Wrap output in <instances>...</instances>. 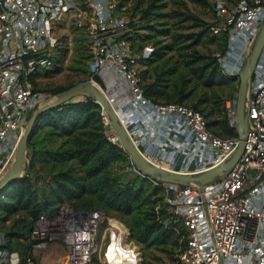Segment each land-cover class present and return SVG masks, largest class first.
Wrapping results in <instances>:
<instances>
[{
	"label": "built area",
	"instance_id": "obj_1",
	"mask_svg": "<svg viewBox=\"0 0 264 264\" xmlns=\"http://www.w3.org/2000/svg\"><path fill=\"white\" fill-rule=\"evenodd\" d=\"M124 8L118 0H0V175L13 163L31 113L54 97L35 88L32 78L57 50L60 23L71 20L84 29L91 47V79L102 86L146 157L165 168L201 172L233 153L238 133H219L204 112L189 103L158 101L146 93L140 64L155 46L135 41L138 26ZM218 11L228 38L220 57L222 70L239 78L264 17V0H239L232 7L222 2ZM256 64L244 150L228 172L207 184L188 186L148 175L162 186L165 224L186 236L179 253L181 264H264V47ZM236 99L237 94L229 96L223 104L234 128ZM103 120L108 137L117 141L105 111ZM103 214L100 209L76 210L63 202L54 216L38 217L31 237L41 240L36 246L46 245V238H63L72 263L95 264V235L99 222L107 217ZM116 221L122 231H112L111 245L118 247L127 227ZM91 239L97 241L95 246ZM6 241L0 231V264H14L13 253L18 264H36L33 257L11 251Z\"/></svg>",
	"mask_w": 264,
	"mask_h": 264
},
{
	"label": "rangeland",
	"instance_id": "obj_2",
	"mask_svg": "<svg viewBox=\"0 0 264 264\" xmlns=\"http://www.w3.org/2000/svg\"><path fill=\"white\" fill-rule=\"evenodd\" d=\"M118 1L125 7L124 14L138 26L135 41H147L155 46L156 52L153 57L146 63L142 61L140 67L145 71L146 82L153 83V88L161 92L165 90L162 96L155 94L157 98L170 99L169 94H172L173 90L176 96L182 92L185 95L183 101L191 105L197 104L198 108L204 109L205 112L214 111L213 116L217 119L213 124L214 128L219 129V132L223 131L221 133L224 135L229 134V131L225 132L222 128V122L219 120L223 118L220 103L223 99L237 94L239 79L226 78L216 65V58L223 55L221 53L226 34V26L218 11V4L224 2L232 7L239 0ZM58 35L60 44L56 47L57 50L50 56L47 64L37 69V73L32 78L35 88L48 91L52 96L57 95L63 88L92 77L90 68L92 51L86 42L84 29L76 26L74 20L63 21L59 25ZM87 98L89 96L79 94L68 102H79ZM175 98L177 97L174 96L173 99ZM98 110H100L101 119L97 121L94 119L86 124L80 119L77 122L78 128L71 134V145L63 144L60 149L71 146V152L78 153L79 157L91 152L98 160L103 161L107 158V162H102L100 176H105L106 167L111 176L120 177L121 182L130 183L136 189L132 206L137 204V210L150 208L158 215L160 199L159 194L152 190L155 185L154 180L146 173L138 172L129 164L131 156L124 147L125 151L112 152L109 149L105 139H111L108 137L104 124L102 105ZM72 121L74 120L65 124L70 129L75 125ZM52 128L51 124L44 123L43 129L39 132L40 136H46L42 138L43 141L40 144L44 153L39 152L30 186L26 185L27 188L22 190L19 187V179H21L19 177L0 190V229H10L15 217L26 211L21 208L14 211L12 209L18 208L27 194L32 195L37 201L43 200L42 188H44L49 196L58 197V203L64 197L82 207L86 206L83 203L89 200L96 204L91 206L100 208L104 212L103 216H107L97 226L95 238L98 241V248L92 257L95 264H181L179 253L186 238L182 230L172 229L163 223L161 227L156 228L150 241H140L136 230L132 236L134 238L129 236V228L121 218L127 223L130 220L135 229H145L146 224L141 226L142 223L133 214V210L127 209L126 206L99 205L104 202L99 200L102 195L99 192L95 193L92 189L88 191L91 180L89 177L82 178L83 175H88L84 169L87 166L74 165L76 160L73 158L66 162L53 160L50 150L58 147L57 145L66 136L61 133V128H56L57 134L52 137L53 141L48 140L49 133L46 132ZM46 138L48 139L45 140ZM77 143L79 144L76 145ZM70 164H72L73 180L60 176L61 170L68 169ZM98 177L96 176L95 179ZM141 194L146 200L145 204L136 199L137 195ZM115 219L127 227L124 235L128 240L125 238L122 246L118 247L115 244L111 245L114 240V237H111L112 231L119 229L122 231V227L118 226ZM26 231L28 232V229ZM46 240V245L36 246L33 250L32 255L36 264L38 262L40 264H74L67 256L69 244L63 238H46ZM112 254L117 257L111 256ZM12 257L14 264H18L17 254L13 253Z\"/></svg>",
	"mask_w": 264,
	"mask_h": 264
},
{
	"label": "trees",
	"instance_id": "obj_3",
	"mask_svg": "<svg viewBox=\"0 0 264 264\" xmlns=\"http://www.w3.org/2000/svg\"><path fill=\"white\" fill-rule=\"evenodd\" d=\"M227 42H228V38H227V31H226L225 40H224V48H223L221 55L225 54L227 50V47H228ZM155 52L156 50L152 53L151 56L144 58L142 61L145 63L150 61V59L153 57ZM216 63L219 69L222 70L223 67L221 65L220 57L216 58ZM142 71L144 74L143 85H144V88L146 89V93L149 96H151L155 100L163 101V102L164 101H174V102H180V103L186 102V101H183L185 99V95L181 92L180 95L176 96L177 94L175 93V90H173L172 94H169L171 96L170 99L161 100L157 98L156 95L162 96L165 90L161 92L160 90L153 88V83L145 81V71L144 70ZM222 74L226 78H229V79H234V80L238 79L236 76H229V75L226 76L224 73ZM233 95L236 96V94H233ZM174 96L177 98L173 99ZM226 99H223L220 103L221 113H222L223 118L219 120H221L222 125H223L222 128L225 129V132L229 131L230 132L229 134H237L238 132L236 128H234L228 123L226 114L224 112L225 107L223 106V104ZM99 106L100 105L93 98L89 97L86 100H80L79 102L65 101L59 104V106H56L54 108H50L44 111V113L39 117L36 126L33 128L31 132L32 134L30 136L29 143H28L29 164H28V167L25 173L22 175L21 179H19V182H20L19 187H21V189L23 190L25 187L27 188L26 185L31 184V180L34 177L32 176V172L36 167L37 160L39 159V152L44 153V149H42V146L40 144L43 141L42 138L46 136L39 135L40 134L39 132L43 129V124L44 123H46V125L51 124L53 127L51 130H48L46 132V133H49V139L46 138L45 140L48 139V140L53 141L52 137L57 134L55 129L61 128L62 130L61 133H63L66 137L62 142H60V144L57 145L58 147L53 148V150H50L53 160H56V161L63 160V162H66L73 158L76 160L74 165L79 166L82 164L83 166H87V168H84V169L88 175H83L82 178L89 177L91 180V186L88 187V191L92 189L95 193L99 192L102 195V197H100L99 200L101 202L103 201L104 202L100 203L99 205H103V204L112 205L114 207H118V206L125 207L126 206L127 209H130L131 211L133 210V214L136 216V218H138L141 221L142 223L141 226L146 224V227L145 229L143 228L135 229L136 227H134V224L131 223L130 220L127 223L121 218V220L124 223H126L129 228V231H130L129 236L132 237L133 233L137 231L138 235L140 236V238H138L140 241H144V242H147L148 240L150 241L152 238L151 235L155 232L156 228L161 227L163 223L165 224L164 218L167 216L165 212V207H164V193L162 191L161 184L157 183L152 177L149 176L155 182V185L153 186L152 190H154L155 193L159 194L160 202H159V209H158V215H159L158 217L155 211L153 212L150 208H146V209L142 208L140 210H137L136 209V207H138L137 204L135 206H132L133 200L136 196V194H134L136 189L130 183L121 182L119 180L120 177L111 176V174L107 171L106 167L104 170L105 176L103 177L100 176L99 173L101 172L102 166H103L102 162L103 161L107 162V158L103 159V161L101 159L98 160V158L95 157V155H93L91 152L84 153L81 157H79L78 153L71 152V146H69L66 149H60V147L63 144L71 145V134H73L74 131L78 128L79 123L77 122L80 121V119L85 124L94 119L95 121H97L98 119H101L100 110H98ZM192 106L195 108H198L197 104H193ZM198 109L204 112V114L209 119V124H211L212 127L214 128L213 124H215V122L217 121V119L214 118L213 116L214 111L207 110L205 112L204 109L202 108H198ZM71 120H74L72 121V123L75 124L74 128L72 129H70V127H67L65 125L68 121H71ZM214 129L217 130L216 127ZM221 132L223 131H220L219 133ZM92 134L93 133H91V135ZM229 134H225V135L229 136ZM72 140H77V139L72 138ZM105 142L112 152L115 150L125 151V149L122 147L120 142H117V141L114 142L109 139H105ZM78 144L79 143H77L76 145ZM72 147L74 148L75 145L73 144ZM93 158H94V161L92 162ZM129 164L133 166L134 168H136L131 158H130ZM60 176H65L67 177L68 180H73L72 164L69 165L68 169L61 170ZM60 176L58 177L60 178ZM96 176H99V177L95 179ZM42 190H43L42 196H44L43 200L37 201L35 198L32 197V195L27 194L25 196L26 199H23L22 202L19 203L18 208L12 209V211H14L15 209L21 208L26 211H24L23 213H19L15 217V220L11 224L10 229H7V230L0 229V231L4 232L6 236L7 241L5 243V246L8 247L11 251H19L23 258H26L27 256L32 257V253H33L34 248L36 247V243L41 241V240H36L31 237V233L41 213L46 214L45 216L52 217L58 212L61 206V203L63 202H67L68 204L73 206L76 210L100 209L96 206H91V205H96V204H94L92 201H89V200H86L83 203L86 206H82V207L78 206L76 203H72L68 199H64V197H62V199L58 203L57 202L58 197L56 198V197L49 196L44 188H42ZM55 193L57 192L55 191ZM21 194L22 193L20 192V195ZM136 199H139L141 203L143 204H145L146 202V200H144L143 194L137 195ZM106 213L109 214L108 211H106ZM165 225L171 227L172 229L174 228L171 224H165ZM26 229H28V232L26 231ZM21 244H23V246H20Z\"/></svg>",
	"mask_w": 264,
	"mask_h": 264
},
{
	"label": "water",
	"instance_id": "obj_4",
	"mask_svg": "<svg viewBox=\"0 0 264 264\" xmlns=\"http://www.w3.org/2000/svg\"><path fill=\"white\" fill-rule=\"evenodd\" d=\"M263 47L264 17L261 20L260 28L252 41L248 56L243 62V67L238 75L239 88L236 99V128H238L239 143L229 158L221 164L201 172H181L168 167L165 168L163 166H159L140 152L129 131H127L124 124H122L118 113L109 102L105 91L99 88L92 79H85L62 89L50 101L37 106V108L33 111L17 145L13 163L0 175V190L17 180L19 177H22L27 169L29 163L28 143L32 134L31 132L36 126L39 117L44 113V111L59 106V104L68 101L79 94L89 96L102 105L103 110L107 112L109 120L117 132L116 138L120 141L122 147L129 152L132 162L140 172L146 173L159 181H170L186 186L209 183V181L217 178L221 174L227 173L229 168L235 164L244 150L243 147L247 135V125L249 120L248 100L250 82Z\"/></svg>",
	"mask_w": 264,
	"mask_h": 264
},
{
	"label": "bare ground",
	"instance_id": "obj_5",
	"mask_svg": "<svg viewBox=\"0 0 264 264\" xmlns=\"http://www.w3.org/2000/svg\"><path fill=\"white\" fill-rule=\"evenodd\" d=\"M99 88H101L102 89V86L101 85H99V84H96ZM104 90V89H103ZM106 116H107V118L109 119V116H108V114H107V112H106ZM91 241H92V244L95 246L96 244H97V241H95V240H93V239H91ZM66 260V259H65Z\"/></svg>",
	"mask_w": 264,
	"mask_h": 264
},
{
	"label": "crops",
	"instance_id": "obj_6",
	"mask_svg": "<svg viewBox=\"0 0 264 264\" xmlns=\"http://www.w3.org/2000/svg\"><path fill=\"white\" fill-rule=\"evenodd\" d=\"M32 257H33V255H32ZM33 258H34V257H33ZM37 264H40V263L38 262Z\"/></svg>",
	"mask_w": 264,
	"mask_h": 264
}]
</instances>
